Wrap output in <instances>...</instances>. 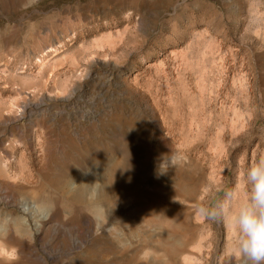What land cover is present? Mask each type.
I'll use <instances>...</instances> for the list:
<instances>
[{"label":"rangeland","instance_id":"1","mask_svg":"<svg viewBox=\"0 0 264 264\" xmlns=\"http://www.w3.org/2000/svg\"><path fill=\"white\" fill-rule=\"evenodd\" d=\"M260 154L264 0H0V208H68L39 205L34 264H243L195 207Z\"/></svg>","mask_w":264,"mask_h":264},{"label":"clouds","instance_id":"2","mask_svg":"<svg viewBox=\"0 0 264 264\" xmlns=\"http://www.w3.org/2000/svg\"><path fill=\"white\" fill-rule=\"evenodd\" d=\"M38 3V0H33ZM172 163L180 161L173 157ZM72 179V178H71ZM195 214L203 220L222 221L232 232V255L243 264H264V154L254 157L242 182L225 191L214 204L198 203ZM6 259L19 260L18 252Z\"/></svg>","mask_w":264,"mask_h":264},{"label":"bare ground","instance_id":"3","mask_svg":"<svg viewBox=\"0 0 264 264\" xmlns=\"http://www.w3.org/2000/svg\"><path fill=\"white\" fill-rule=\"evenodd\" d=\"M166 154H167L166 151L164 153H162L163 156ZM3 165H5V163ZM95 168H97L98 170L95 171L94 178H93L94 179V191H93L94 193L90 194L86 198L85 194L82 192L81 189H76L73 192L74 193L73 194V204L77 205L79 203V206H82L83 204L80 205V202L85 200V198H86V199H88L87 201H89L90 204L86 205L84 207H87L85 209H89V211H91V212H96L99 209H101L102 207L106 206V204H105L106 202L98 199L99 196L101 195L100 194L101 190L103 191L104 187H105V180L104 179L106 178V176H105L106 174L104 171L100 170V167L98 168L97 165ZM32 177H33L32 175L27 176L25 178V182L27 184L35 183V181L32 179ZM36 187L38 190L44 189V188H42L43 187L42 184H39V185L36 184ZM32 189H36V188L33 187ZM43 192H44L43 198L38 199L39 201L36 200V201H38V202H36V204H34V203L29 204L25 201L20 200L18 205H17L16 210L0 208V250H2V252H3L2 255H3V257H4V255L6 257H10L8 255L9 253L13 254V252H18V254H19V260L18 261H13L12 263L6 262L7 264H34V263H36L35 262L36 257L35 258L31 257V256L28 257V255H24V253L22 254V252H24L26 247H29V246H27L26 238H28V240L31 239V236L33 234L32 230L35 229V227L40 226V225H38L40 223H38V221H37L39 219L38 217H40V216H38V211H37L39 205H45V206L50 207V209L53 210L52 215L57 217L58 219H62V217H64V215H66L68 213V210H67L68 208L64 204L62 198H60L59 196L55 195L54 192L47 190V189H44ZM61 197H63V195ZM94 199H96V200L98 199V201L93 202ZM32 201L33 200L31 199L30 202H32ZM75 207H78V206H75ZM80 211L83 212V208H81ZM82 223L84 224L83 226L85 228V232L83 234L84 238L91 237L92 230H94V228H93L94 222H91L90 220L83 219ZM98 224H100V223H98ZM95 227L97 229L96 230L97 232L99 231L100 233H103V234L111 232L110 231L111 228L104 226V225L101 227L96 225ZM25 252H27V250H25ZM32 253H33V250H32ZM32 253L30 255H32ZM25 254H27V253H25ZM3 257H2V259H3ZM39 258L37 259V262L40 259H41V261H43L45 259L44 258L42 260V258H40V259ZM0 264H4V263L0 261Z\"/></svg>","mask_w":264,"mask_h":264},{"label":"snow or ice","instance_id":"4","mask_svg":"<svg viewBox=\"0 0 264 264\" xmlns=\"http://www.w3.org/2000/svg\"><path fill=\"white\" fill-rule=\"evenodd\" d=\"M2 254H3V252H2V250H0V255H2ZM8 255L11 256L12 253H9Z\"/></svg>","mask_w":264,"mask_h":264}]
</instances>
